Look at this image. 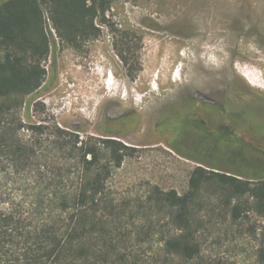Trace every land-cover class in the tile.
Segmentation results:
<instances>
[{"label":"rangeland","instance_id":"1","mask_svg":"<svg viewBox=\"0 0 264 264\" xmlns=\"http://www.w3.org/2000/svg\"><path fill=\"white\" fill-rule=\"evenodd\" d=\"M112 7L107 22L97 20L98 36L76 47L47 21L55 39L43 62L47 75L26 98L23 124L59 125L134 148L111 180L122 202L144 199L154 186L184 194L199 162L258 175L252 158L264 161V0H115ZM125 44L139 69L134 78L119 55ZM263 223L254 213L219 220L188 264H262ZM137 226L142 264H185L166 255L152 217Z\"/></svg>","mask_w":264,"mask_h":264},{"label":"trees","instance_id":"2","mask_svg":"<svg viewBox=\"0 0 264 264\" xmlns=\"http://www.w3.org/2000/svg\"><path fill=\"white\" fill-rule=\"evenodd\" d=\"M114 2L0 5V264H142L136 251L142 239L133 229L148 217L163 235L166 255L188 264L219 220L238 222L252 213L264 220L263 160L252 158L258 175L199 162L184 194L154 186L144 199L122 202L111 192V180L134 148L59 125L23 124L26 98L40 91L47 75L43 62L55 40L47 21L59 39L76 47L98 36L97 20L107 22ZM132 53L129 44L119 50L134 78L139 69L130 63ZM260 229L264 264V223Z\"/></svg>","mask_w":264,"mask_h":264}]
</instances>
